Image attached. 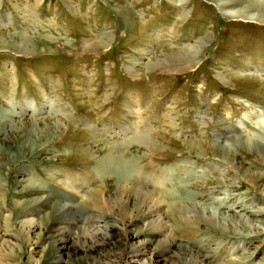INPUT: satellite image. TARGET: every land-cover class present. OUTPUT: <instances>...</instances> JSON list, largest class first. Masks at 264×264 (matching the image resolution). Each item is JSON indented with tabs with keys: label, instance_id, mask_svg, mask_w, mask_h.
I'll use <instances>...</instances> for the list:
<instances>
[{
	"label": "rangeland",
	"instance_id": "rangeland-1",
	"mask_svg": "<svg viewBox=\"0 0 264 264\" xmlns=\"http://www.w3.org/2000/svg\"><path fill=\"white\" fill-rule=\"evenodd\" d=\"M262 113L264 0H0L10 262L125 264L128 246L121 258L73 251L74 233L58 230L70 208L86 234L104 218L152 240L139 262L169 264L174 249L153 230V177L167 192L164 232L183 236L188 253L264 264ZM123 167L142 175L139 192L120 180ZM66 173L95 178L98 193L64 185ZM37 199L48 215L26 237L19 218Z\"/></svg>",
	"mask_w": 264,
	"mask_h": 264
},
{
	"label": "bare ground",
	"instance_id": "bare-ground-1",
	"mask_svg": "<svg viewBox=\"0 0 264 264\" xmlns=\"http://www.w3.org/2000/svg\"><path fill=\"white\" fill-rule=\"evenodd\" d=\"M262 115L264 114L262 113ZM122 145H124V141ZM110 154H112L111 151H110ZM114 160H116L115 157L110 156V161L113 162ZM121 164H124V163H121ZM95 172H96V169H95ZM119 175H120L121 181H122V177H123V180L124 179L126 180L127 178L126 181H134L135 182L134 189L138 192L140 191L141 187L139 185L143 181L142 175H140V173H137V172L127 173L125 171V167H123V169L119 172ZM85 177L83 178L82 176V178L80 179L79 176L77 175L66 173L65 177L62 180H60V182H62L66 186L70 184L72 187L74 186L75 183H77V181H81L82 184L84 185L88 183L86 186V188H88V191L93 194L98 193L99 190H98L97 185L95 184V182H97L95 181L96 179L95 178L87 179ZM149 179L151 180V182L152 181L154 182V185L158 189V191H155V193L161 196L160 203H162V206L156 210L157 213L155 212L156 213L155 222H157V224L153 230L156 234H160V235L162 234V236L164 237V239H162L161 241L160 239H157L160 245H167L168 247L171 246L174 249L170 251L172 252V256L169 258V264H224V263H221L218 258H208L205 256L204 257H202L201 255L196 256V255H192L188 253L185 248H182L183 246L181 247V241H183L182 239L183 236L179 237L176 235L177 233L172 234L170 232H164L165 223H163L161 219H163L162 214L165 213V210L167 208V205L164 204L166 200L165 196L167 192L164 189H162L163 187L161 188L162 185L160 182H158V180H155V178L153 177ZM0 192L1 193L3 192V184L1 183V177H0ZM36 201H37V204H35L36 207L24 211L19 218L20 226L26 229V237H30L34 233L37 234L41 232L42 231L41 230L42 229L41 220L43 218L45 219L48 215L47 210L49 208V205H48L49 202L43 203L40 199H37ZM66 211L70 214L69 219H64L65 220L64 224L58 230H59V234H63V232L65 231H67L68 233L69 232L74 233V239L76 243V248L73 250L74 252H76L78 249L81 250L83 255L87 259L93 258V254L94 253L96 254L97 251H98V255L104 259H109L111 257H114L115 255H117L116 258H121L123 256V253L127 250L126 247L128 246L129 250H127V253L125 255V264H146L145 260L143 262H139V261L141 260V257L144 254V251L146 249V244L150 243L152 241L151 239L145 238L144 240L134 241L133 240L134 233L127 238V235H129V233L127 234V232H124V235L122 236L120 234L121 232L120 233L118 232V229L121 230V227H119L118 224L107 221L104 218L98 219L100 224L99 223L96 224L94 226L93 231L91 230L89 234H86L84 231V227H81L77 223L76 219L74 218L73 216L74 211L71 210L70 208L69 209L67 208ZM4 220L6 221V217H4ZM88 220L84 219L82 223H84L85 225H89L90 223ZM6 230L7 229L5 230L3 229V231H0V252H2L1 250L3 247L7 248L8 250L7 252L4 250L3 253H0V264H15L13 262H10L11 261L10 254L12 253L14 248H17V244L15 242H13L12 244L10 243V241L8 240L9 238H7L8 234ZM64 237L65 238H63V236L61 237L63 238L62 239L63 241H62V244L57 247V249L66 247L65 242L69 240V238L68 236H66V233H64ZM163 248L162 250H164ZM99 249H102L103 251L99 252L100 251ZM164 252H168V250L165 249ZM59 257H60V262H63L62 264L70 263L69 258L63 257L62 259L61 254Z\"/></svg>",
	"mask_w": 264,
	"mask_h": 264
}]
</instances>
